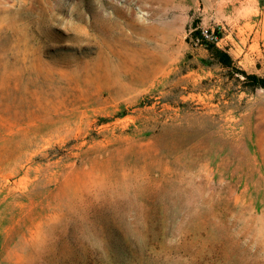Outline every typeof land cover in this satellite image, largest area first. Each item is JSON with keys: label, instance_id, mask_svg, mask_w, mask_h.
Returning <instances> with one entry per match:
<instances>
[{"label": "rangeland", "instance_id": "374dc122", "mask_svg": "<svg viewBox=\"0 0 264 264\" xmlns=\"http://www.w3.org/2000/svg\"><path fill=\"white\" fill-rule=\"evenodd\" d=\"M249 74L264 0H0V264H264Z\"/></svg>", "mask_w": 264, "mask_h": 264}, {"label": "trees", "instance_id": "16d2710c", "mask_svg": "<svg viewBox=\"0 0 264 264\" xmlns=\"http://www.w3.org/2000/svg\"><path fill=\"white\" fill-rule=\"evenodd\" d=\"M194 34L200 35V32H195ZM201 38L203 39V37L201 36ZM204 41V39H203ZM205 46L207 48V50L218 60V62L220 64H222L223 66H230V64L232 63V59L230 57V55L219 49L218 47H216L215 42H207L205 43ZM243 74H246L242 71ZM247 78H249L251 80V82L256 85V86H260L264 88V78H261L257 75L254 74H249L246 75Z\"/></svg>", "mask_w": 264, "mask_h": 264}, {"label": "bare ground", "instance_id": "6f19581e", "mask_svg": "<svg viewBox=\"0 0 264 264\" xmlns=\"http://www.w3.org/2000/svg\"><path fill=\"white\" fill-rule=\"evenodd\" d=\"M116 78V77H115Z\"/></svg>", "mask_w": 264, "mask_h": 264}]
</instances>
